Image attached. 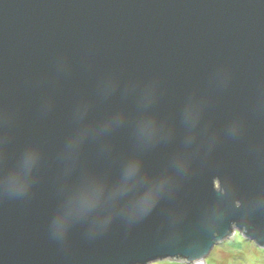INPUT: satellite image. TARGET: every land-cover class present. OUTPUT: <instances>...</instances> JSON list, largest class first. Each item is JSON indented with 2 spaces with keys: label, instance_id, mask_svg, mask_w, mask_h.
<instances>
[{
  "label": "water",
  "instance_id": "obj_1",
  "mask_svg": "<svg viewBox=\"0 0 264 264\" xmlns=\"http://www.w3.org/2000/svg\"><path fill=\"white\" fill-rule=\"evenodd\" d=\"M236 231L264 249V0H0V264H203Z\"/></svg>",
  "mask_w": 264,
  "mask_h": 264
},
{
  "label": "rangeland",
  "instance_id": "obj_2",
  "mask_svg": "<svg viewBox=\"0 0 264 264\" xmlns=\"http://www.w3.org/2000/svg\"><path fill=\"white\" fill-rule=\"evenodd\" d=\"M154 263L188 264L179 260H162ZM203 264H264V249L236 231L227 239L214 245L204 258Z\"/></svg>",
  "mask_w": 264,
  "mask_h": 264
},
{
  "label": "snow or ice",
  "instance_id": "obj_3",
  "mask_svg": "<svg viewBox=\"0 0 264 264\" xmlns=\"http://www.w3.org/2000/svg\"><path fill=\"white\" fill-rule=\"evenodd\" d=\"M152 133L145 130V135H151ZM95 186V180L87 175L80 177L73 186V190L75 195L72 199L69 200L66 208H65V219L67 221H71L80 211L89 207L88 197L90 193L93 191ZM136 190V186H133L127 191L133 192ZM143 191L147 194L150 191V186L144 185Z\"/></svg>",
  "mask_w": 264,
  "mask_h": 264
},
{
  "label": "clouds",
  "instance_id": "obj_4",
  "mask_svg": "<svg viewBox=\"0 0 264 264\" xmlns=\"http://www.w3.org/2000/svg\"><path fill=\"white\" fill-rule=\"evenodd\" d=\"M11 180H14L15 179V177H12V178H10Z\"/></svg>",
  "mask_w": 264,
  "mask_h": 264
}]
</instances>
